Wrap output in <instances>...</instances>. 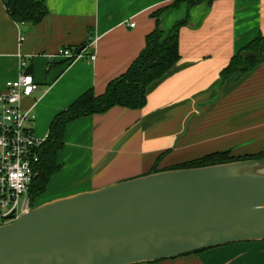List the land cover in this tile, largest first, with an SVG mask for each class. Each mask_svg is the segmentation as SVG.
Listing matches in <instances>:
<instances>
[{"label":"crops","instance_id":"crops-1","mask_svg":"<svg viewBox=\"0 0 264 264\" xmlns=\"http://www.w3.org/2000/svg\"><path fill=\"white\" fill-rule=\"evenodd\" d=\"M174 0H44L37 24L13 21L0 0V91L20 74V59L38 83L23 98L31 108L34 135L45 139L53 117L83 92L104 91L145 44L158 19L163 31L188 16L179 30L178 61L146 87L143 107L114 106L69 122L57 153L61 168L37 204L173 168L205 154L231 156L264 146V61L251 71L221 81L230 58L264 36V0L203 1L187 9ZM167 6V7H166ZM165 7L158 17L152 13ZM134 23V26H130ZM22 39L20 40V37ZM94 37L93 60L75 54ZM264 264V240L242 241L152 263Z\"/></svg>","mask_w":264,"mask_h":264},{"label":"water","instance_id":"water-1","mask_svg":"<svg viewBox=\"0 0 264 264\" xmlns=\"http://www.w3.org/2000/svg\"><path fill=\"white\" fill-rule=\"evenodd\" d=\"M259 240L264 157L151 171L35 203L0 224V264L149 263Z\"/></svg>","mask_w":264,"mask_h":264},{"label":"trees","instance_id":"trees-1","mask_svg":"<svg viewBox=\"0 0 264 264\" xmlns=\"http://www.w3.org/2000/svg\"><path fill=\"white\" fill-rule=\"evenodd\" d=\"M203 1L205 0H174L169 7L185 3L187 9H190ZM206 1L211 4L214 0ZM2 2L9 17L17 23L34 25L47 13L44 0H2ZM164 9L165 7L159 8L152 15L158 17ZM187 19L188 16L185 15L165 32L159 27L156 18L155 27L145 37L144 47L123 73L111 79L102 93L95 94L89 89L53 117L47 136L37 150L38 161L34 164L35 175L30 189L32 202L45 193L50 178L61 168V164L57 162V153L64 146L63 136L66 125L81 117L103 113L114 106L129 109L143 107L146 103L145 92L148 84L164 75L178 61L179 30L186 24ZM244 50L252 52L253 55L241 56ZM262 61H264V36L258 35L230 58L228 64L220 71L221 81L245 74ZM257 157H264V152L235 157L230 155V150H222L183 162L173 168L204 166Z\"/></svg>","mask_w":264,"mask_h":264},{"label":"built area","instance_id":"built-area-1","mask_svg":"<svg viewBox=\"0 0 264 264\" xmlns=\"http://www.w3.org/2000/svg\"><path fill=\"white\" fill-rule=\"evenodd\" d=\"M134 26V23H130ZM22 36L20 37V40ZM95 38H90L78 53L60 48L58 54L80 58L91 48L85 59L93 60ZM28 59H20V74L7 80L0 91V224H6L28 211L33 205L30 189L35 175L34 164L38 161V147L44 139L33 132L34 114L24 109L23 98L32 95L38 83L26 71Z\"/></svg>","mask_w":264,"mask_h":264},{"label":"rangeland","instance_id":"rangeland-1","mask_svg":"<svg viewBox=\"0 0 264 264\" xmlns=\"http://www.w3.org/2000/svg\"><path fill=\"white\" fill-rule=\"evenodd\" d=\"M260 151H263L264 152V146H262V148L260 149ZM253 154H255V153H253ZM245 155H250V154H245ZM36 203H37V201H36Z\"/></svg>","mask_w":264,"mask_h":264},{"label":"flooded vegetation","instance_id":"flooded-vegetation-1","mask_svg":"<svg viewBox=\"0 0 264 264\" xmlns=\"http://www.w3.org/2000/svg\"><path fill=\"white\" fill-rule=\"evenodd\" d=\"M36 203V200L34 202H32V205H34Z\"/></svg>","mask_w":264,"mask_h":264}]
</instances>
